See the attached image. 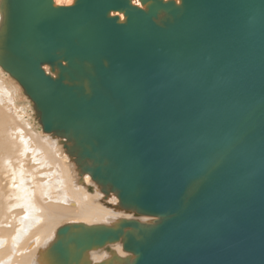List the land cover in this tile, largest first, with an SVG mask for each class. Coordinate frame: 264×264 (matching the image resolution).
I'll use <instances>...</instances> for the list:
<instances>
[{
    "label": "water",
    "instance_id": "water-1",
    "mask_svg": "<svg viewBox=\"0 0 264 264\" xmlns=\"http://www.w3.org/2000/svg\"><path fill=\"white\" fill-rule=\"evenodd\" d=\"M140 2H0V66L42 130L149 217L65 224L47 263L120 242L97 264H264V0Z\"/></svg>",
    "mask_w": 264,
    "mask_h": 264
},
{
    "label": "bare ground",
    "instance_id": "bare-ground-1",
    "mask_svg": "<svg viewBox=\"0 0 264 264\" xmlns=\"http://www.w3.org/2000/svg\"><path fill=\"white\" fill-rule=\"evenodd\" d=\"M130 1L142 6L141 0ZM53 2L67 6L73 0ZM115 14L123 18L122 13ZM2 19L0 11V29ZM18 85L6 83L0 70V264H49L47 248L63 225H108L139 217L121 208L115 193L105 195L88 174L79 171L61 139L42 130L35 110L32 117L30 109L25 108L30 111L26 115L16 107V96L23 97L17 95L20 88L23 92ZM113 253L128 255L116 242L91 249L86 258L97 264Z\"/></svg>",
    "mask_w": 264,
    "mask_h": 264
},
{
    "label": "rangeland",
    "instance_id": "rangeland-1",
    "mask_svg": "<svg viewBox=\"0 0 264 264\" xmlns=\"http://www.w3.org/2000/svg\"><path fill=\"white\" fill-rule=\"evenodd\" d=\"M0 70H1V74H3V79H5L6 80V83H8V84H14V85H18V83L16 82V80L14 79V78H12L11 76H9L7 73H5L1 68H0ZM5 73V74H4ZM9 77V78H8ZM19 86V85H18ZM19 88H20V86H19ZM21 89V88H20ZM19 89V92L17 93V95H19L18 97H20V96H23V97H20V99L19 98H17V96H16V107L19 109V110H21L22 112H26V115H28V114H30V111H31V116L33 117V108H32V105H31V102L29 101V99L23 94V92H22V90H20ZM22 98H24V99H26V101L24 100V99H22ZM18 100V101H17ZM21 100V101H20ZM23 101V102H22ZM18 102V103H17ZM27 104H28V106H27ZM21 108V109H20ZM25 108H28V109H30V111H28L27 109H25ZM27 110V111H26ZM28 112V113H27ZM29 117V116H28ZM59 146V145H58ZM126 211V210H125ZM131 212V211H130ZM133 213V212H132ZM133 215H134V213H133Z\"/></svg>",
    "mask_w": 264,
    "mask_h": 264
}]
</instances>
